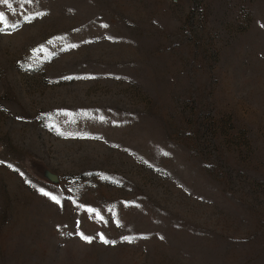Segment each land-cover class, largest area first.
<instances>
[{
  "label": "rangeland",
  "instance_id": "1",
  "mask_svg": "<svg viewBox=\"0 0 264 264\" xmlns=\"http://www.w3.org/2000/svg\"><path fill=\"white\" fill-rule=\"evenodd\" d=\"M223 1L0 3V254L37 241L58 264H90L103 220L122 235L154 201L208 235L188 244L192 264H264V36H240ZM38 10L51 16L30 23ZM176 156L222 210L160 178ZM146 249L124 244L114 264H179Z\"/></svg>",
  "mask_w": 264,
  "mask_h": 264
},
{
  "label": "trees",
  "instance_id": "2",
  "mask_svg": "<svg viewBox=\"0 0 264 264\" xmlns=\"http://www.w3.org/2000/svg\"><path fill=\"white\" fill-rule=\"evenodd\" d=\"M193 2L195 4L197 0H193ZM35 10H37V8ZM220 10L221 16L229 18L232 29L241 30L239 33L240 36L243 33H253L255 37L264 36V26H262L264 25V0H224L221 3ZM33 14L34 15L28 19L30 23H35L36 19L43 20L51 16L48 10H38ZM17 28H20V26L18 25ZM6 30L9 31L10 28ZM238 38L239 36L235 32H228V45L234 47L239 40ZM139 87L141 88V86ZM145 92L148 94L147 90H145ZM199 144L201 145V143ZM189 159V157L181 158L176 156L172 158L173 166L171 168H161L158 166L160 178L168 179L169 182L173 183V186L176 187L180 195L185 199H191L201 208H212L216 211L222 210L224 207L220 200L213 196L212 198L209 195L207 198H205V196H198L196 192L199 191V188L193 186V182L186 179ZM204 159L200 161L201 166H218L220 171L224 169L222 161L216 160L208 163L204 162ZM222 173L221 171V174ZM228 182H235V176L232 173L228 177ZM46 200L49 207L54 204H58L61 208L67 207L66 200H59V203H56L51 197H48ZM156 204L157 203L153 201L152 204L145 207V203H142V214L138 216L135 215V218L132 220V231L129 227H126L127 225L122 226L121 231H124L122 235H114L111 228H108L107 220H103L102 223L105 226L100 229L99 238H97L94 243H92L91 240L90 242L88 241V244L92 243L91 247L94 248L93 250H97L98 253V258L90 264H114V251L116 252L117 248L124 244H135L136 240H143L144 246H148L149 250L151 248L161 250L165 254V257L173 263L192 264L188 259H195L197 254L190 245H193L192 243L195 242L196 244L194 245L199 250L208 248L206 244L208 242L206 239L208 235L202 234L203 228L191 222V220L184 219L179 216L177 212L173 211L172 213L170 211H165L160 205L156 207ZM187 207L188 205L180 211H188ZM180 211L178 210V212ZM149 213H153L155 216L154 222L156 225L154 226H144L146 222L144 216ZM168 215L173 216V219L169 220ZM142 225L144 231L143 237L140 236V228ZM22 246L16 248L13 252H4L0 254V264H58V258L47 255V253L42 250V245L37 241L29 243V247L25 250H22ZM149 250L146 249L145 251L150 254ZM54 251L56 252V249Z\"/></svg>",
  "mask_w": 264,
  "mask_h": 264
},
{
  "label": "snow or ice",
  "instance_id": "3",
  "mask_svg": "<svg viewBox=\"0 0 264 264\" xmlns=\"http://www.w3.org/2000/svg\"><path fill=\"white\" fill-rule=\"evenodd\" d=\"M0 3H3V4H7L8 3V0H0ZM9 7H10V5H9ZM4 20V15H3V13H0V21H3ZM262 26H264V25H262ZM13 27H15V25H13ZM0 31H2V29H0ZM42 191V190H41ZM44 195H49L47 192H44L43 193ZM56 203H59L60 201L55 197V196H52L51 197ZM81 238L82 239H85V240H87V241H89L90 242V240H91V238H89V237H85V236H83V235H81ZM101 239L103 240V237L101 236ZM105 242H107V241H105Z\"/></svg>",
  "mask_w": 264,
  "mask_h": 264
}]
</instances>
